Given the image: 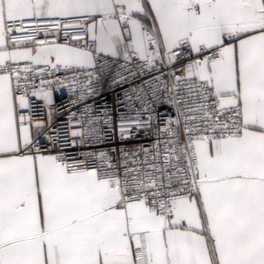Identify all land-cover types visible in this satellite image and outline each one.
Returning <instances> with one entry per match:
<instances>
[{
    "label": "snow or ice",
    "instance_id": "6c2138e0",
    "mask_svg": "<svg viewBox=\"0 0 264 264\" xmlns=\"http://www.w3.org/2000/svg\"><path fill=\"white\" fill-rule=\"evenodd\" d=\"M0 264H264V0H0Z\"/></svg>",
    "mask_w": 264,
    "mask_h": 264
},
{
    "label": "built area",
    "instance_id": "2783aa9c",
    "mask_svg": "<svg viewBox=\"0 0 264 264\" xmlns=\"http://www.w3.org/2000/svg\"><path fill=\"white\" fill-rule=\"evenodd\" d=\"M43 38V36L41 37ZM56 97H59L60 99L57 100V103L59 104L61 101H64L66 102L68 100V96H67V92L66 90L64 92H60V91H57L55 94H54ZM39 103V101H38ZM161 111H163V109H161ZM67 109L64 111V112H61L58 114V119L60 120H67ZM132 144H139V143H147V140H133L131 141Z\"/></svg>",
    "mask_w": 264,
    "mask_h": 264
}]
</instances>
